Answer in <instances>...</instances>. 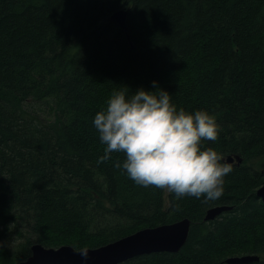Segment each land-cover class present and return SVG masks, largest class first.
<instances>
[{
  "label": "trees",
  "instance_id": "trees-1",
  "mask_svg": "<svg viewBox=\"0 0 264 264\" xmlns=\"http://www.w3.org/2000/svg\"><path fill=\"white\" fill-rule=\"evenodd\" d=\"M121 9L126 30L110 20ZM153 82L177 110L215 117L201 150L242 159L218 199L138 185L116 167L123 153L97 163V112ZM263 182L264 0H0V264L35 244L97 248L182 219L178 253L120 264H264ZM217 206L230 209L205 220Z\"/></svg>",
  "mask_w": 264,
  "mask_h": 264
},
{
  "label": "clouds",
  "instance_id": "clouds-1",
  "mask_svg": "<svg viewBox=\"0 0 264 264\" xmlns=\"http://www.w3.org/2000/svg\"><path fill=\"white\" fill-rule=\"evenodd\" d=\"M153 87L155 91L140 88L131 96L128 88L114 91L106 108L97 112L94 127L106 145L97 163L110 160L112 153H123L125 159L116 167L138 185L166 189L178 199H218L232 164L222 163V155L212 148L201 150L202 140L217 139L215 117L203 110L194 114L177 110L169 92L156 82ZM79 254L88 258L87 249Z\"/></svg>",
  "mask_w": 264,
  "mask_h": 264
},
{
  "label": "water",
  "instance_id": "water-1",
  "mask_svg": "<svg viewBox=\"0 0 264 264\" xmlns=\"http://www.w3.org/2000/svg\"><path fill=\"white\" fill-rule=\"evenodd\" d=\"M127 14L126 9L118 10L110 17V20L126 30ZM226 161L240 164L242 159L235 155L229 156ZM257 195L264 202V182L258 189ZM229 209L228 206L213 207L207 211L205 220H214ZM190 228L191 220L189 219L144 228L106 245L85 248L88 251L87 259L79 254L82 249L77 250L70 245L48 248L35 244L32 246V255L20 264H120L142 255L161 252L178 253L188 240ZM259 261L260 257L255 254L227 259V263L236 264H250Z\"/></svg>",
  "mask_w": 264,
  "mask_h": 264
},
{
  "label": "rangeland",
  "instance_id": "rangeland-1",
  "mask_svg": "<svg viewBox=\"0 0 264 264\" xmlns=\"http://www.w3.org/2000/svg\"><path fill=\"white\" fill-rule=\"evenodd\" d=\"M166 193L168 194V193H169V191H168V190H166Z\"/></svg>",
  "mask_w": 264,
  "mask_h": 264
}]
</instances>
